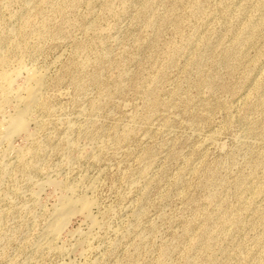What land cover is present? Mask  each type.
<instances>
[{
	"label": "rangeland",
	"instance_id": "374dc122",
	"mask_svg": "<svg viewBox=\"0 0 264 264\" xmlns=\"http://www.w3.org/2000/svg\"><path fill=\"white\" fill-rule=\"evenodd\" d=\"M0 264H264V0H0Z\"/></svg>",
	"mask_w": 264,
	"mask_h": 264
},
{
	"label": "bare ground",
	"instance_id": "6f19581e",
	"mask_svg": "<svg viewBox=\"0 0 264 264\" xmlns=\"http://www.w3.org/2000/svg\"><path fill=\"white\" fill-rule=\"evenodd\" d=\"M25 67V66H24ZM28 68V67H27ZM30 68V67H29ZM25 70H27V69H25ZM34 70V69H33ZM29 70L26 74H27V78H24V79H26L24 82V84L22 85V84H20V91H22V93L24 92V95H22L21 97H20V95H19V97H20V99L19 100H21V102H22V107L19 109V110H17V112L15 113V115L11 118V124H10V126H9V130H8V134H10V132H13V131H16L17 133L18 132H22V133H26L27 132V123L29 122V111H32V110H30L31 109V107L36 103V101H38V96H39V89L41 90V80H42V75L41 74H38L37 72H35L36 70ZM2 76H4V77H6L7 76V74H3ZM16 76H18V75H16ZM25 77H26V75H25ZM17 78V77H16ZM15 78V79H16ZM4 80H6L7 81V79L5 78ZM9 80H11V81H13L11 78L9 79ZM10 82V81H9ZM8 82V83H9ZM14 82V81H13ZM4 84V83H3ZM7 85V84H6ZM11 85V84H10ZM16 87V86H15ZM11 89V88H10ZM8 90V89H7ZM8 93V92H7ZM12 93V92H11ZM18 93H19V90H18ZM3 95H5V94H3ZM15 96H18V94H15ZM16 98V97H15ZM5 99V98H4ZM20 104V103H19ZM32 114V113H31ZM30 114V115H31ZM32 117L33 116H31V119H32ZM35 118V117H34ZM10 119V118H9ZM9 121V120H8ZM34 123H35V121H34ZM33 129V128H32ZM7 131V130H6ZM32 133V132H31ZM29 134H30V132H29ZM28 134V135H29ZM12 135V134H11ZM32 135V134H31ZM30 135V136H31ZM6 136H7V134H6ZM33 137V136H32ZM5 138V137H4ZM50 179V178H49ZM81 179V178H80ZM50 181V180H49ZM49 181H47V182H49ZM83 181V180H82ZM46 182V181H45ZM44 182V183H45ZM46 182V183H47ZM51 182V181H50ZM80 183V182H79ZM91 184V183H90ZM38 186H39V184H38ZM76 186V185H75ZM41 187V186H40ZM70 187L72 188V186L70 185ZM77 187V186H76ZM94 187H95V185H94ZM70 188V189H71ZM82 188V187H81ZM90 188V187H89ZM68 189H69V187H68ZM73 189V188H72ZM78 189H79V187H78ZM87 189H88V187H87ZM74 190H75V188H74ZM89 190V189H88ZM63 191V190H62ZM65 191V190H64ZM86 191V190H85ZM68 192V191H67ZM75 191H73V193H74ZM70 193H71V191H70ZM65 194H67L66 192H65ZM72 194V193H71ZM75 194V193H74ZM92 194V193H91ZM68 195V194H67ZM60 196L61 197H59L60 198V206L59 207H57V209L54 211V212H56L55 214H54V216H53V218L51 219V217H50V221L47 223L48 225H47V227L45 228V234L47 235H49V237L51 236V237H53V236H55L57 233H58V230L57 229H59L60 230V226L62 227V225L63 224H61L62 223V221H61V219L63 220V221H65V217L67 218V215L69 216V214H70V212H72L74 209H75V211H76V206H78L79 207V209H81L82 211H84L85 212V214L86 215H88V216H90V215H92V213H91V209H90V205L92 204V202L90 203L87 199H85V198H83V197H79V198H74L73 197V195H69V196H67V197H65V195H61V193H60ZM75 196V195H74ZM87 197V196H86ZM58 200V199H57ZM58 204H59V202H58ZM92 207V206H91ZM78 209V208H77ZM90 211V212H89ZM53 212V213H54ZM74 212V211H73ZM79 212V211H78ZM91 213V214H90ZM72 215V214H71ZM85 215V216H86ZM95 216V215H94ZM94 216H92V217H89V219L88 220H90V218H91V220L90 221H93L94 222V218H96V217H94ZM58 219H59V221H58ZM61 221V222H60ZM97 222H98V220H96ZM92 222V223H93ZM92 223L90 224V225H92ZM96 223V222H95ZM59 224H61L60 226H58ZM94 224V223H93ZM96 225V224H95ZM58 226V227H57ZM64 226V225H63ZM92 226H94V225H92ZM91 226V227H92ZM57 228V229H56ZM62 229V228H61ZM63 230V229H62ZM44 231V230H43ZM74 231V230H73ZM70 232V231H69ZM76 232V231H75ZM75 232H73V233H75ZM44 233V232H43ZM73 233H71V234H73ZM78 233V232H77ZM81 233V232H80ZM83 233V232H82ZM61 234V233H60ZM69 235V234H68ZM81 235V234H80ZM46 237V236H45ZM60 237V236H59ZM64 237V236H63ZM41 238V237H40ZM48 238V237H47ZM51 240H52V238H50ZM42 240V239H41ZM49 242H51V241H49ZM61 247V246H60ZM45 249V248H44ZM51 250V249H50Z\"/></svg>",
	"mask_w": 264,
	"mask_h": 264
}]
</instances>
